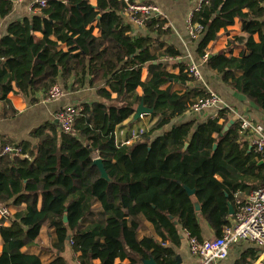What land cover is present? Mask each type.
<instances>
[{
	"label": "trees",
	"instance_id": "16d2710c",
	"mask_svg": "<svg viewBox=\"0 0 264 264\" xmlns=\"http://www.w3.org/2000/svg\"><path fill=\"white\" fill-rule=\"evenodd\" d=\"M14 6L0 0V18ZM36 8L26 20L10 23L0 39V118L17 114L9 92L37 103L36 96L57 85L71 92L90 87L98 100L80 106L72 133L47 122L31 132L35 143L0 156V206L11 209L0 220V264H68L62 256L68 245L77 264H142L150 257L178 264L182 232L204 240L201 219L221 238L231 226L229 205L237 213L247 203L239 193L264 188V156L249 151L230 110L202 123L185 119L207 90L188 71L170 70L167 60L182 54L161 40L170 33L168 20L150 18L146 34L134 35L122 0H47ZM257 19L264 20V0H202L191 17L203 28L199 58L205 61L224 24ZM255 23L253 30L264 28V21ZM246 45L254 50L251 57L222 68L221 54H209L206 65L264 113V35ZM153 57L156 63L149 62ZM141 102L154 111L151 126L121 145L116 129L140 121L133 116ZM7 146L15 150L16 144L0 136V153ZM97 157L111 183L94 166ZM257 259L258 250L249 249L234 264Z\"/></svg>",
	"mask_w": 264,
	"mask_h": 264
},
{
	"label": "crops",
	"instance_id": "0c3cea01",
	"mask_svg": "<svg viewBox=\"0 0 264 264\" xmlns=\"http://www.w3.org/2000/svg\"><path fill=\"white\" fill-rule=\"evenodd\" d=\"M150 2L156 4L163 17L168 20L167 27L170 28V33L163 36L161 40L168 44L176 47L182 54L178 59H168L170 62L172 72L176 74L187 72L188 65L195 63L203 72L204 80L206 85L214 92H216L224 102V104L231 107L240 116L248 118L249 120L262 124L264 126V113L245 96L236 93L235 91L228 88L220 78L214 75L208 70L206 61L199 58L198 49V38H193L189 32L188 22L193 12L198 10L201 6L202 0H135ZM13 12L5 19L0 18V39L6 34L7 28L13 21H24L32 13L29 11L28 3L25 2H14ZM252 17L254 15L250 13ZM127 17L128 14H126ZM254 19V18H253ZM264 20L257 19L254 21L236 20L234 25L228 26L224 24V28L220 33V38L217 42L210 44L206 50V54L220 55L222 62L221 67H225L226 63L234 58L244 57L249 58L254 54V50L250 49L246 45V40L250 37L257 43L260 42L264 35V28L253 30L257 25L255 22H263ZM134 35L146 34L145 26H139L132 22ZM96 36L100 35L99 30L96 28L94 31ZM66 50V47L63 46ZM157 58L153 57L149 62H157ZM148 72L146 69L143 70L142 79L147 78ZM64 95L58 100L53 102H43L44 97L36 96L38 99L37 103H32L31 99H25L21 96H13L9 92L8 96L12 101V106L17 111V114L9 119L0 118V136H4L10 139L13 143L18 144L23 142L35 143L31 138V132L47 122H53L57 112L68 106L80 107L84 103H92L97 101L96 88L85 87L79 91L71 92L64 91ZM138 93L141 95L142 90L138 89ZM217 110L211 109L200 114L188 113L185 119H196L199 123L205 121L208 117H215ZM149 116H143L139 123L132 126L128 122L123 123L116 129V140H126L131 135V131L135 129H144L151 126L149 122ZM155 122V121H154ZM152 123V125L154 124ZM179 121H174L177 124ZM147 124V126L143 125ZM249 142L250 138L245 137ZM251 149V150H252ZM249 149V151H251ZM15 152V151H13ZM262 164V162H260ZM250 192H240L239 195L243 199L248 198ZM3 207V206H0ZM9 207V206H8ZM11 213V209H10ZM236 214V213H235ZM235 216V215H234ZM234 216L231 218V225L234 221ZM201 226L203 230L204 240L216 238L213 231L205 221L201 219ZM182 245L177 249V260L178 264H198V259L191 254L188 244V235L182 232ZM45 245L47 241L44 240ZM257 249L258 259L252 264H264V247H257L248 242H241L233 246L230 250L229 257L227 260L214 263V264H234V262L247 250ZM2 253V245L0 243V255ZM68 264H77L75 262V255L73 254L70 246L66 248L65 253L62 255ZM115 263H120V260H116ZM124 264H129L130 261L126 260Z\"/></svg>",
	"mask_w": 264,
	"mask_h": 264
},
{
	"label": "built area",
	"instance_id": "2783aa9c",
	"mask_svg": "<svg viewBox=\"0 0 264 264\" xmlns=\"http://www.w3.org/2000/svg\"><path fill=\"white\" fill-rule=\"evenodd\" d=\"M17 1H26L31 13L38 11L37 6L45 7L47 4V0ZM122 1L126 4L125 12L130 17V20L139 26H145V22L150 18L163 17L160 8L156 4L143 1ZM191 17L188 22L189 32L193 38H197L203 28L199 25H193ZM207 58L208 54H205L204 60L206 61ZM187 71L197 83L204 85L207 90L206 97L193 106V112L200 114L211 109L217 111L227 109L235 113L240 121L242 133L247 134V137L250 138L251 147L264 156V126L240 116L231 107L224 104L221 97L206 85L203 72L197 64L192 63L188 65ZM64 93V90L57 85L48 92L43 102L58 101ZM80 109V107L68 106L57 112L55 120L58 121L57 125L64 133L70 134L74 131V121ZM143 131V129L132 130L129 139L117 141L121 145H130ZM12 151L14 149L7 146L0 153V156ZM10 215L8 206L0 207V220ZM241 242H248L257 247H264V188L250 192L247 203L235 214L233 224L225 229L221 238L199 241L196 238L188 237L190 252L198 259V264H214L227 260L231 248Z\"/></svg>",
	"mask_w": 264,
	"mask_h": 264
},
{
	"label": "water",
	"instance_id": "95a60500",
	"mask_svg": "<svg viewBox=\"0 0 264 264\" xmlns=\"http://www.w3.org/2000/svg\"><path fill=\"white\" fill-rule=\"evenodd\" d=\"M13 2H16V0H13ZM191 86H193V84H191ZM154 111L152 109H149L147 108L143 102H141L137 108H136V112L133 116V122H137L138 120H140L143 116L145 115H151L153 114ZM235 121H231V123L225 128V132L228 131L229 127L231 125L234 124ZM54 124H58V121L57 120H54ZM188 145H186V148H187ZM217 146L215 145L214 146V149H216ZM252 148H250L251 150ZM15 152L17 151V146H15ZM93 164L94 166H96L100 173H101V178L109 183L112 182V180L110 179L109 175L107 174L106 170H105V167H104V164H103V160L99 157L95 158L94 161H93ZM185 190L187 191L188 195L189 196H194L195 195V191L194 190H191L189 189L188 187H184ZM195 208L197 210V212H200L201 210V207H200V204L198 202L195 203ZM229 210H230V216L233 218V216L235 215V210L233 208L232 205H229ZM64 222L67 223L68 222V218H67V215L64 216ZM141 262L142 264H157L156 261L154 260L153 257H150L149 259L145 260V259H141Z\"/></svg>",
	"mask_w": 264,
	"mask_h": 264
},
{
	"label": "rangeland",
	"instance_id": "374dc122",
	"mask_svg": "<svg viewBox=\"0 0 264 264\" xmlns=\"http://www.w3.org/2000/svg\"><path fill=\"white\" fill-rule=\"evenodd\" d=\"M138 123H139V122H138ZM143 125L147 126V124H143Z\"/></svg>",
	"mask_w": 264,
	"mask_h": 264
}]
</instances>
